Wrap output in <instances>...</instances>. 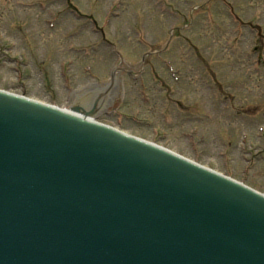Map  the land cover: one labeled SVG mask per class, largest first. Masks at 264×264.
<instances>
[{"label": "rangeland", "instance_id": "1", "mask_svg": "<svg viewBox=\"0 0 264 264\" xmlns=\"http://www.w3.org/2000/svg\"><path fill=\"white\" fill-rule=\"evenodd\" d=\"M155 1L0 0V89L66 107L144 66L98 121L264 193V0Z\"/></svg>", "mask_w": 264, "mask_h": 264}, {"label": "water", "instance_id": "2", "mask_svg": "<svg viewBox=\"0 0 264 264\" xmlns=\"http://www.w3.org/2000/svg\"><path fill=\"white\" fill-rule=\"evenodd\" d=\"M0 100V264H264V198L102 126Z\"/></svg>", "mask_w": 264, "mask_h": 264}]
</instances>
